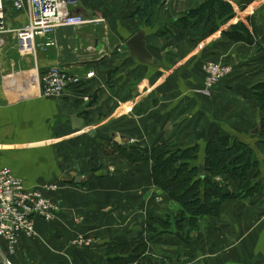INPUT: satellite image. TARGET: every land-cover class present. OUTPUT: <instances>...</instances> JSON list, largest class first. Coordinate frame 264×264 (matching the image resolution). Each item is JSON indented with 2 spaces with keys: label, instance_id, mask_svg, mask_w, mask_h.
<instances>
[{
  "label": "crops",
  "instance_id": "1",
  "mask_svg": "<svg viewBox=\"0 0 264 264\" xmlns=\"http://www.w3.org/2000/svg\"><path fill=\"white\" fill-rule=\"evenodd\" d=\"M73 1L71 10L88 24L58 28L55 46H40L36 55L21 53L12 34L0 35V169L10 168L29 187L59 182L52 195L62 205L59 217L39 219L38 236H21L13 252L0 238V264H115L116 246L140 242L152 264H264V111L257 87L264 82L258 47L264 0H225L238 12L214 32L212 25L195 32L181 21L204 0H165L149 25L134 15L136 0ZM247 18L254 43L234 41L233 23ZM9 19L19 27L27 15L13 11ZM140 30L155 58L150 65L126 48ZM208 60L232 67L210 96L202 92ZM53 65L96 75L75 91L43 96L38 74ZM75 114L81 128L72 124ZM221 135L254 149L259 163L248 178L260 187L222 203L218 215L206 217V231L178 218L183 208L154 184L151 162L132 164L120 153L196 145L192 163L204 173L206 146ZM130 137L140 141L131 144ZM217 180L226 184L224 176Z\"/></svg>",
  "mask_w": 264,
  "mask_h": 264
},
{
  "label": "trees",
  "instance_id": "2",
  "mask_svg": "<svg viewBox=\"0 0 264 264\" xmlns=\"http://www.w3.org/2000/svg\"><path fill=\"white\" fill-rule=\"evenodd\" d=\"M138 7L134 15L149 25L155 7L165 0H136ZM238 9L225 0H204L189 8L187 15L181 18L185 26L199 32L212 25V32L217 31L220 24L234 19ZM250 22H235L229 37L234 41L254 43V36L249 29ZM262 46L264 37L259 40ZM261 93L258 95L259 107L264 111V82L257 85ZM91 98L90 102H92ZM262 139L259 143L264 149V125L260 128ZM229 137L220 136L218 141H210L206 146L205 172L192 163L197 157L198 146L176 147L158 144L152 149L137 150L133 146L121 149V155L132 164L151 162L154 184L162 189L172 200L178 202L183 210L181 219L187 218L190 227L200 225L206 217L216 216L221 211L222 203L227 200L253 194L260 185L253 184L248 178L252 167H257L254 149L244 143L229 144ZM116 146V145H115ZM224 176L226 184L222 185L218 177ZM254 183V182H253ZM254 191V192H253ZM44 221V220H43ZM46 222V221H45ZM191 227V228H192ZM193 229V228H192ZM145 242L116 246L114 251L120 255L114 257L115 264H152ZM126 255H121V254Z\"/></svg>",
  "mask_w": 264,
  "mask_h": 264
},
{
  "label": "built area",
  "instance_id": "3",
  "mask_svg": "<svg viewBox=\"0 0 264 264\" xmlns=\"http://www.w3.org/2000/svg\"><path fill=\"white\" fill-rule=\"evenodd\" d=\"M73 3V0H0V35L12 34L21 53L36 55L40 46H55L56 42L51 36L58 28L88 24L86 17L71 10ZM8 7L11 12H25L26 23L19 27L11 26ZM38 38H47V41L39 43ZM204 65L208 72L203 92L210 95L232 67L224 68L215 62ZM95 75V71L76 73L61 65L50 66L38 74L40 94L59 97L69 90L80 89L86 80ZM83 100L90 102L91 98L83 96ZM139 141L137 137L129 138L131 144ZM60 189L61 184L56 181L29 187L10 168L0 169V238L6 241L11 252L21 236H38L39 219L49 222L59 217L62 205L52 194ZM76 221L80 223V220Z\"/></svg>",
  "mask_w": 264,
  "mask_h": 264
},
{
  "label": "water",
  "instance_id": "4",
  "mask_svg": "<svg viewBox=\"0 0 264 264\" xmlns=\"http://www.w3.org/2000/svg\"><path fill=\"white\" fill-rule=\"evenodd\" d=\"M146 31L140 30L126 42V48L130 54L136 58L138 63L143 65H150L155 61L153 54L149 51L146 41ZM72 124L76 128H81L84 120L79 118L78 115L72 116ZM258 130H255L257 132Z\"/></svg>",
  "mask_w": 264,
  "mask_h": 264
},
{
  "label": "rangeland",
  "instance_id": "5",
  "mask_svg": "<svg viewBox=\"0 0 264 264\" xmlns=\"http://www.w3.org/2000/svg\"><path fill=\"white\" fill-rule=\"evenodd\" d=\"M207 62H215V63H217V64H220L222 67H224V68H229L230 67V65H228V64H225V63H222V62H220V61H215V60H208V61H206L205 63H207ZM231 71H232V69H231ZM231 71L225 76V78L224 79H226L228 76H229V74L231 73ZM203 72H204V76L206 77V73L208 72V70L205 68V65H203ZM204 82H205V79H204ZM205 84V83H204ZM205 86V85H204ZM204 89V88H203ZM202 92H203V90H202ZM204 93V92H203ZM205 94V93H204ZM205 95H208V94H205ZM210 96V95H209ZM161 199V198H160ZM176 215L178 216V218L179 217H181V214H179V213H176ZM176 217V216H175ZM207 219H205L204 221H200V225H198V226H191L193 229L192 230H194L195 232H197V231H200V229H202V230H205L207 227H208V225H209V220H207ZM182 221L184 222L185 221V218H183L182 219ZM178 222H180V221H178ZM206 231V230H205ZM162 259H163V257H162ZM183 258H181V257H174L173 258V261H179V262H181V260H182Z\"/></svg>",
  "mask_w": 264,
  "mask_h": 264
}]
</instances>
